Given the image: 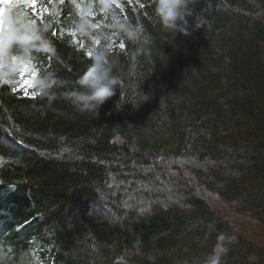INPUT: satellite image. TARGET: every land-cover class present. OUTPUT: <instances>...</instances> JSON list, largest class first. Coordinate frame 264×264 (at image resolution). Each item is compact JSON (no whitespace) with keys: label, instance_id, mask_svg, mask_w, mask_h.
<instances>
[{"label":"trees","instance_id":"obj_1","mask_svg":"<svg viewBox=\"0 0 264 264\" xmlns=\"http://www.w3.org/2000/svg\"><path fill=\"white\" fill-rule=\"evenodd\" d=\"M44 1L23 0L1 30L36 78L65 84L51 102L26 95L0 65V250L45 264H264V0H192L188 36L160 26L154 0H70L106 3L122 88L98 113L63 96L93 56ZM117 22L142 25L139 42L114 35Z\"/></svg>","mask_w":264,"mask_h":264},{"label":"rangeland","instance_id":"obj_2","mask_svg":"<svg viewBox=\"0 0 264 264\" xmlns=\"http://www.w3.org/2000/svg\"><path fill=\"white\" fill-rule=\"evenodd\" d=\"M43 7L45 11L52 10L57 14L60 31L71 35L73 41L82 47L88 55L91 52V56H93L96 51L100 50L102 43L106 45L114 43L113 36L100 28V26L107 27L106 3L104 1L101 2L97 10L93 8V3L82 7L70 0H45ZM21 11L25 15L27 14L23 0H0V65L3 68L7 67L11 74L14 73L11 77L8 76L9 73L5 75L14 90L30 95L35 90L33 85L37 78L30 69L27 73L22 71L25 63L30 65V61L23 55L16 34H12L9 39H5L1 35L5 16L16 18L22 15ZM103 35H111L112 39L105 40ZM6 240L5 237L0 236V242H6ZM28 253L21 257L19 254L16 261L12 251L0 250V256H2L0 264H45L34 250L31 249Z\"/></svg>","mask_w":264,"mask_h":264},{"label":"clouds","instance_id":"obj_3","mask_svg":"<svg viewBox=\"0 0 264 264\" xmlns=\"http://www.w3.org/2000/svg\"><path fill=\"white\" fill-rule=\"evenodd\" d=\"M192 0H154V15L160 26L168 31L188 36L187 17L191 15L189 8ZM114 35L132 43L139 42L144 31L140 24L132 25L127 22H117L113 25ZM99 38V37H98ZM97 38V39H98ZM103 39L110 41L111 35H103ZM107 48L95 52L92 63L76 81V87L63 94L64 98L81 112H99L101 106L116 95L117 89L122 88L121 80L114 74L113 62L107 58ZM65 81L58 78L53 72H46L34 82L35 95L54 101L57 95L52 89L63 86ZM225 239L223 235L219 237Z\"/></svg>","mask_w":264,"mask_h":264},{"label":"snow or ice","instance_id":"obj_4","mask_svg":"<svg viewBox=\"0 0 264 264\" xmlns=\"http://www.w3.org/2000/svg\"><path fill=\"white\" fill-rule=\"evenodd\" d=\"M27 3L29 4V6H34V5H32V0H27ZM25 37H22L21 38V40H20V43L21 44H23L24 42H25ZM120 47L121 48H123L124 47V45H123V43H121L120 44ZM110 49H111V45H110ZM91 52H89V56H91ZM29 69H30V65L29 64H27V62L25 63V65H24V67H23V72L24 73H27L28 71H29ZM32 70V72H34L35 71V69H31ZM32 95H33V97H35V93H32Z\"/></svg>","mask_w":264,"mask_h":264}]
</instances>
